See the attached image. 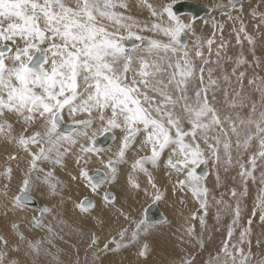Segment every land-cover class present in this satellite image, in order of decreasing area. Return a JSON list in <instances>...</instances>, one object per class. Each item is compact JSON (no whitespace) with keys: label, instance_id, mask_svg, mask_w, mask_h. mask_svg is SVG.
Returning a JSON list of instances; mask_svg holds the SVG:
<instances>
[{"label":"snow or ice","instance_id":"1","mask_svg":"<svg viewBox=\"0 0 264 264\" xmlns=\"http://www.w3.org/2000/svg\"><path fill=\"white\" fill-rule=\"evenodd\" d=\"M180 2L143 0L155 20L140 22L127 14V0H0V143L8 149L0 166V199L3 214L14 216L7 231L15 236L13 242L0 234V264H34L46 251L43 238H28L18 214L27 209L34 192L64 202L67 185L55 172L68 170L69 160L75 165L69 170L70 181H84L97 194L103 190L102 204L113 214L108 220L96 217L99 225H116L99 253L135 247L145 264L150 258L148 237L170 222L151 221L139 207L133 213L132 204L126 206L112 191L124 176L130 198L142 193L153 203L167 199L150 165L175 177L173 191L190 192L199 204L189 221H198L200 231L189 222L181 236L191 250L181 248L166 264H198L196 251L207 244L210 203L217 208V221L223 212L231 215V223L208 264H253V240L256 247H264V231L255 232L256 225L264 229V187L243 223L241 200L249 181L264 185V110L257 111L244 82L259 92L264 106V76L255 72L264 58L255 54L258 42L244 23L243 0L219 3L217 8L232 21L236 44L249 45L251 61L242 51L227 54L230 41L215 18L214 31L198 36L197 17L183 18L177 10ZM259 7L251 13L259 15L257 31L264 24ZM188 34L195 37L191 48L182 39ZM225 62H230V71ZM98 131L115 146L102 145ZM209 162L216 169L217 187L224 184L221 170L228 174L238 168L240 190L226 188L217 198L207 184L209 173L197 171ZM93 163L99 165L95 174ZM139 174L146 177L144 187ZM17 178L18 194H13ZM96 207L90 198L73 202L74 211L83 216H92ZM50 215L58 217L59 212L45 206L28 224L59 234L56 224L46 223ZM89 240L93 257L99 259L95 249L100 238L93 232ZM255 264H264V256Z\"/></svg>","mask_w":264,"mask_h":264},{"label":"rangeland","instance_id":"2","mask_svg":"<svg viewBox=\"0 0 264 264\" xmlns=\"http://www.w3.org/2000/svg\"><path fill=\"white\" fill-rule=\"evenodd\" d=\"M148 1H151V0H148ZM181 1H185V0H181ZM186 1H189V0H186ZM190 1H194V2L199 3V4H204V5H207L209 7H213V8L214 7H217V5L219 3H223L225 5H229L232 2V0H211V1H205V0H190ZM127 2H128L129 6H130L129 7V10L127 12L128 15L133 16L134 19H136L137 21H140V22H154L155 18L151 17L149 10L143 4V0H127ZM245 3H246L245 4V8L246 9L242 13V16L244 18V23L247 26V31L249 33H251L252 35H254L257 38V42L258 43H257V48H256V53H255L256 56L257 57H260V58H264V43H261V39H262V37H264V24H262L261 27H260V29H259V31H257L256 28H255V25H257L258 23H260V21H259V15L255 16V17L251 15V13L253 12V10H256L257 9V6L256 5H261L259 7V9H258V13L259 12H264V8H263L264 7V2H262V0H247ZM255 6H256V8H255ZM229 9H231V8H229ZM215 11L216 12L211 17H206L207 15L206 16L204 15V16H202V19H201V17H199L200 18V21H199V18H197V23H196L197 26H198L197 35L198 36H201L202 38L208 37L214 31V29L212 27V21H213V18H215L216 20H218V21H220V22L223 23V26H224V37L228 41H230V46L228 48V53L227 54L229 56H233V55L239 53V51L240 52L242 51L244 53V55L247 56L249 58V60L251 61L252 57H251V54H250V47L247 44V42L244 43L243 48H241V46H239V45L236 44L235 36H234V33H233V23H232V21H229L226 16H221L219 14V12L221 11L220 9L217 8V10L215 9ZM231 11H232V9H231ZM218 14H219V16H218ZM236 14H237L236 12H233V15H236ZM181 15L182 16H186V17H183V18H186V19L189 18L188 16H190V15L191 16H194L193 13L192 14H184V15L181 14ZM205 17L206 18H211V19L206 20ZM203 21H208V24L210 25L209 28H206L208 24H204ZM141 34L142 35H146V36H149V35L155 36V34L148 33V32H143ZM188 35L191 37V40H193L192 42H194L195 41V37H193L191 34H188ZM188 35H186V36H188ZM158 38H163V37H158ZM217 38H219V32H217ZM163 39H166V38H163ZM191 47H189V48H191ZM213 51H215V45L213 46ZM213 60H215V56H213ZM224 67L230 71V69H231L230 62H225L224 63ZM263 69H264V65H261V67L255 68L256 74L258 76H260V75L261 76H264V70ZM252 71L253 70L251 68L248 69L249 76L252 75ZM260 72H261V74H260ZM244 84H245V92L248 94V96L250 97L251 100H253V101L256 102L257 111L259 112L261 110H264V106H262V104H261V97H260L259 92H257L253 87H250V86L247 85V79H245ZM218 99L222 100L223 99L222 95H220V97L218 96ZM243 112L247 113L248 112V108L243 109ZM98 133H100V132L98 131L97 132V135H99ZM252 150L254 151L255 148L253 147ZM166 155H167V153H165V156ZM244 159L247 160V155H245ZM0 163L2 164V161H0ZM98 166L99 165L97 164L96 167H98ZM207 166H208V169H209L208 170V173L209 174H208V177H207V184H208L209 188L212 189L213 194L217 198H219V196H220L221 193H224L226 191V188L235 186V187H237L238 190H240V179L236 175L237 174V171H238V168H233L228 174H225L221 170V176H222V179L224 181V184H223V186L217 187L215 185V177H214V173H215L216 169L213 167V165H212L211 162H209L207 164ZM46 167H47V165H46ZM73 167H74V164L72 163L71 160H69L68 161V170L69 169H72ZM90 168L91 169L92 168H95V165L91 164L90 165ZM159 169H161V168H157L155 171H157ZM68 170H63V169L58 168L56 170V172H55V176L58 178L59 175L64 174L66 172H69ZM58 171H62V172L59 174ZM151 171H153V170H151ZM255 175L259 176V169L255 173ZM67 176H69V175H67ZM233 177H236V179L234 180ZM138 179H139V177H138ZM159 180H161V181H159ZM60 181H62V180H60ZM155 181H158L157 182V185L159 184L158 186H161L162 183H163L162 182L163 179H156ZM67 182L68 181L66 180V183ZM83 183H82V185H83ZM122 183H124V182H122ZM145 183L146 182L141 183V185L142 184H145ZM84 185H85V183H84ZM117 187L118 186H116V188L115 187L112 188V191H114L117 194V196H118L119 190H120V192H122L123 190H121L120 187H118V188ZM161 187H162V190H165L164 189V186H161ZM262 187H264V185H261L259 183V180H257V182H255V183H253L252 181H249L248 182V193L241 200V206H242V220H241V223L245 222L246 219H247V217L251 213L253 207L256 204V198H257L258 194H260ZM66 191L67 192L64 193V190H63V193L64 194L62 193V195H63L64 199H66L67 201L70 200L71 202H72L71 199H76L77 201H80V199L82 197H84V195H85V193L80 194L79 189L76 188V187H70L69 191L68 190H66ZM102 191L103 190H101L99 193H101ZM34 193L37 194V192H34ZM77 193H79V195H80L79 198H76L75 197L77 195ZM91 193H93V192L90 190L89 194H91ZM188 193L190 195L189 196V199L192 200V202H191L190 205L196 204V207L189 209V208H187L188 207L187 205L184 206V207L183 206H180L181 205L180 200H179V208L178 207L176 208L175 205H174V208L177 209V213L178 212L181 213V212L186 211V212H184L180 216V223L178 224L179 229L174 230L177 227V223L174 220L171 221L167 217V215H166L167 220L170 222V223H168V226L166 224H164L165 226L163 228H158L160 230V233L166 232V230H170L171 228L172 229L174 228L173 230L171 229V232H170L171 233V236H169V238L166 239V240L172 239L170 241H173L174 242L175 240L173 239V237L176 235L174 238H177L175 242H178V244H175V242H174V244H175L174 245V250L175 251L173 253H171V255H173L175 252L180 251L181 248H184L186 250H191V248H189V246L187 244H185V243L182 242L181 235L183 233V229L185 228V226H187V223H189V222L191 223V221H189V217L188 216H190V213L198 210L199 204H198V202L196 200H194L191 197V193L190 192H188ZM14 194H17V193L14 192ZM141 195L143 196L142 193L140 194V196ZM171 195H172V193H171ZM171 195L166 194L167 199L162 200L161 202L165 203V201L167 200V201H171L172 204H177V206H178V203H177L178 200L176 199L177 196H175L174 194H173L174 196L173 195L171 196ZM36 197H37V195H36ZM68 197H71V199H68ZM170 197H171V199H170ZM131 198H137L136 194H135V196L132 194ZM225 199L226 200L229 199L228 195H225ZM100 200H102V196L100 197ZM57 201L58 200H56V202ZM157 202H158L157 204H159V206L162 207L160 205V203H159L160 201H157ZM47 203H48V205L46 204V205H44V207L45 206H48V207H52L53 206V208H58L59 207L58 206V203H55L54 200H50L49 199V200H47ZM40 206L38 208H40ZM59 208H62V207H59ZM174 208L173 209L171 208L173 214L176 213V211H174ZM162 209H163V207H162ZM184 209H187V210H184ZM71 210L74 213H77L76 211H74L73 207L71 208ZM35 211L37 213H40L37 208H36ZM164 212H165V214H167L165 210H164ZM216 213H217L216 206H214V205H212L210 203V206H209V209H208V215L206 217V220H207V230L204 233L205 239L207 241V244H206L207 246H206L205 249H197L196 255H197V259H198V264H200V262H201V264H202V262H203V264H205V263L208 264L210 255H215L217 249L220 247V245L222 244V242L227 237V228H228V225L231 223V215L230 214H225V213L222 212L221 213V219H220V221H217L216 220ZM64 218H65V216L63 214H59V218H57V221H54L52 218H49V220L52 221L51 223L56 224V227L58 229L60 225H57V222L58 221H63ZM95 221H97V220L95 219ZM193 223H195L197 225V231H200L199 222L198 221H193ZM113 225H114V228H115L116 225L115 224H113ZM165 227H167L166 230H165ZM98 229H99V232L102 231L101 234H99V233L97 234V236L100 238V242H99L98 247L95 249V251H97V253L99 254V259H95L93 257V255H92L93 249H90V250L89 249L88 250L86 249L87 242L83 238H80L79 239V241L81 240V243H80L81 245H79L77 243L79 241L76 242L77 243L76 244V247H83L84 248V252H86L87 254H89V257H85L84 256V253H82V254L79 255V253H77L76 251L73 252V248H70V251H68V245L66 244V241H64V240L65 239H71V236L68 235V234H66V235L63 236L61 234V235H56L51 242H54L55 241V243H54L55 245H57V244L63 245V247H64L63 254L59 256L58 253H57V251H56L58 249L61 250L63 247H60L58 249L56 248L55 251H54V253H53V249H52L50 251L51 254L48 255L50 259H47V254H48L49 249L46 246L45 247V250L46 251L41 254V256L38 258V260L36 261V263L34 262V264H47V262H48V264H84V263H88V264H90V263L103 264V262L105 261V259H107L109 256H112V255L119 256V255L124 254L125 252L128 253V254H130V255L133 254V251H134V248L135 247H131L129 250H127V248H122L119 252H116V253H112V252H109V253H99V248H102L103 247V244L105 242H107L106 241V238H108L110 236L109 235L108 237H106L107 234L105 233V231H108L109 232V231H113V229H111V227H110L109 230H107V227H105L104 225L99 226ZM159 230H157L154 235L148 237V242L151 243V245H152L153 242L156 243V240H154V236L156 235L157 232H159ZM178 230H180V231L178 232ZM262 231H264V229H261L259 225H256V227H255L256 235H259ZM238 232H239V229H237L236 235H238ZM167 233H169V231H167ZM170 233H169V235H170ZM177 233L178 234L181 233V234L178 235ZM101 235H103V237H101ZM172 235H174V236H172ZM217 236H218V238H217ZM213 239H214V241H213ZM218 239H220V240H218ZM208 243L211 244V245H208ZM152 249H154V248H152ZM207 250L209 251V253H208ZM252 251L255 254L254 260H253V264H255V261L256 260H259L260 258H262V256H264V247H259V248L256 247L255 246V239H254L253 240ZM203 252H204V254H203ZM59 254H61V252H59ZM87 254H85V255H87ZM134 256H135V259L137 258V260L145 261L144 258H141V257H138L137 256V249L134 251ZM14 257L16 258V256H14ZM129 258L134 259L132 256H129ZM28 259H29V257H28ZM29 260H30V262H32V257ZM156 260H157V258L150 256V258H148L147 261L150 264H157L156 263ZM164 260H165L164 262L159 260L160 264H161V262H163L162 264H166V262L169 260V258H166ZM123 263L124 262H122V264ZM124 264H126V263H124Z\"/></svg>","mask_w":264,"mask_h":264},{"label":"crops","instance_id":"3","mask_svg":"<svg viewBox=\"0 0 264 264\" xmlns=\"http://www.w3.org/2000/svg\"><path fill=\"white\" fill-rule=\"evenodd\" d=\"M66 119H67V117H66ZM99 132H100V133H98L99 135H97L98 137L101 136V134H103L101 131H99ZM114 146H115V142L113 141V143H112V145H110V147H114ZM6 151H8V149L2 143H0V161H2L3 159H6V155H5ZM93 165H95V168H92V172H93V170H97V168H99V167H96L97 166L96 163H93ZM0 166H2L1 163H0ZM148 167L150 168V170H153L152 171L153 173L155 172L156 169H152L150 165ZM58 172L60 174L62 171H58ZM157 172L159 173V170H157ZM143 176H144L143 174H139L138 175L139 180ZM61 178H62V174L59 175V179L60 180H61ZM0 179H2V178H0ZM125 180H126V177H124V176H122L121 179H120V181H123V182H125ZM65 182L66 181H64L63 183L66 184L67 187L64 188V193L67 192L66 190L69 191V189H70L69 185H71V187L78 188L79 191H80V194L85 193V195H86L89 192V190H91V189H89L90 187L87 185V183L84 182V181L72 182L71 184H69V183L67 184ZM83 182L85 183V185H84ZM17 183H18V178H17V180L13 181V183H12V193L13 194H14V192H16V184ZM82 183H83V185L85 187L82 185ZM36 195H37L38 198L36 197ZM43 195H46V196H43ZM33 196L37 199V201H40L41 203H47V200H49V199L50 200H54L55 203H58V202H60V199H61L59 196L54 197V196H51V195H48V194H44V191H39V192H37V194L34 193ZM141 196H139L137 198H131L132 200L137 201L136 207H141L143 204H145L144 202L147 200L146 197H144V196L141 197ZM75 197L76 198H79L80 197L79 193H77V195ZM82 199H84V197H82L80 199V201ZM56 200H58V201L56 202ZM71 200H72V202L77 201L76 199H71ZM177 200H178V198H177ZM166 203L172 209L174 208V205L177 208V204H172L171 201H166ZM47 205H48V203H47ZM98 207H99V205H98ZM36 208L37 207H32L31 205H28L27 209L24 212L19 213L18 215H19V217H20V219L22 221V227H23V229L25 231V234L28 236V238L30 240L33 239V238H35V240H40L42 238L45 240L44 248L47 246L48 249H49L48 254H47V259H50L48 255L51 254L50 251L52 249H53V253H54V251H55L56 248L58 249L60 247H63V245H59V244L55 245L54 244L55 241L54 242H51V243H48V240L50 239L52 241L53 238L56 235H61V234L63 236L66 235V234H68V235L71 236V239H65L64 240V241H66V244L68 245V251H70V248H73V252L76 251L77 253H79V255L82 254V253H84V256L85 257H89V254H87L86 252H84V248L83 247H76V244L78 243L79 245H81L80 244L81 243V240L79 241V239L80 238H83L87 242L86 249L87 250L88 249L90 250V248H89V243H90L89 236H90V234L94 232L97 235L98 233L101 234V232H102V231L99 232V229H98L99 226H102V225H99L97 223V221H95V219L98 216V214H97L96 217H95V213H93L92 216H90V217L88 216L87 217V216H83L82 214L74 213L71 210V214H70V217L69 218L65 217L64 220L62 221V223L57 222V225H60L59 228H58L59 234H48L46 231L33 230L29 226V224H28V221L31 220V218L33 217V215H37L38 216L40 214V213H37L35 211ZM37 209H38L39 212L41 211L40 208H37ZM103 209H104V211L108 212L105 208H102V210ZM133 209L134 208L132 207V211H133ZM54 210L55 211H58L59 214H63L64 215V213L62 212V208H54ZM135 212L136 211H133V213H135ZM3 213H4V201L2 199H0V234H3L5 236H7L10 241H13L14 242L15 241V236L7 231L8 225H9V221H10V219L14 218V216L11 213L9 214V216H5ZM49 218H52L54 221H57V218H59V216L58 217H56L55 215H51L50 217L48 216L46 218V223H51L52 222L51 220H49ZM104 219L105 220H108V218H104ZM166 225L168 226V224H166ZM104 226L107 227V230H109V228L111 227V229H113V231H114V225L111 224V222L109 224H105ZM164 226L165 225H159L158 228H163ZM166 229H167V227H165V230ZM113 231H109V232L108 231H105V233L107 234L106 237H108L109 235H111L113 233ZM157 233H160V230ZM101 237H103V235H101ZM77 241H79V242H77ZM130 248L131 247H128L127 250H129ZM63 249H64V247L61 250H59V249L56 250L59 256L63 254ZM135 250H136V248H134V251ZM134 251H133V254L132 255H130V254H128V253L125 252L124 254L119 255V256H116V255L109 256L107 259H105V261L103 262V264H110V262H111V264H114L113 262H114V260L116 258L117 259H121L124 262H130L132 259L129 258V256H132L135 259ZM59 252H61V254H59ZM85 254H87V255H85ZM11 255L12 256H15L16 254L15 253H13V254L11 253ZM13 258H15V257H13ZM30 258L31 257H29V259ZM110 258H111V260H108ZM37 260H35V263H36ZM135 260H137V258ZM84 264H88V263H84ZM90 264H95V263H90Z\"/></svg>","mask_w":264,"mask_h":264},{"label":"bare ground","instance_id":"4","mask_svg":"<svg viewBox=\"0 0 264 264\" xmlns=\"http://www.w3.org/2000/svg\"><path fill=\"white\" fill-rule=\"evenodd\" d=\"M186 1V0H185ZM190 1V0H189ZM205 1H211V0H205ZM247 0H243V4H244V10L246 9L245 8V2H246ZM148 2H150V3H153V2H155V0H151V1H148ZM190 2H194V1H190ZM144 4V3H143ZM257 6V5H256ZM256 6H255V8H256ZM261 6V5H260ZM211 8V10H212V12H211V14H209V15H205L206 17H211L216 11H215V9L217 10V7H210ZM264 8V7H263ZM229 11H231V9H228ZM251 11V10H250ZM184 15V14H183ZM191 16V15H190ZM190 16H188V17H190ZM218 16H219V14H218ZM182 17H186V16H182ZM205 17V19L206 20H208V19H211V18H206ZM186 19V18H185ZM201 19H202V17H201ZM199 21H200V18H199ZM260 21V20H259ZM196 23H197V20H196ZM209 24L207 25V27L206 28H209ZM184 37H186V38H184L183 40H186L187 41V43H188V45H189V47H191L192 46V44H193V40H191V37L188 35V36H184ZM234 38V37H233ZM241 49V48H240ZM244 50V49H243ZM240 52V51H239ZM264 70V69H263ZM259 73V72H258ZM260 74H261V72H260ZM261 76V75H260ZM248 85V84H247ZM220 97V96H219ZM102 135V134H101ZM98 137V136H97ZM112 143H113V141L110 143V145H112ZM110 145H109V147H110ZM108 147V146H107ZM99 167V166H98ZM205 169L207 170V172H208V166L207 165H205ZM75 168V165H74V167L72 168V169H74ZM72 169H69V170H72ZM98 169V168H97ZM68 170V171H69ZM93 171H96V170H93ZM153 173V172H152ZM57 175V174H56ZM66 175V176H65ZM67 175H69V172H66V173H64V174H62V178H61V180L64 182V181H68L67 182V184L69 183V184H71L73 181H70V178H69V176H67ZM59 178V177H58ZM153 178L156 180V179H163V183H162V185L161 186H164V189L166 190V194H168V195H171V193H172V195L174 194L175 196H177L176 197V199L178 198V208H179V200H183L184 201V203L183 204H181L180 206H188L187 208H194V207H196V204H192V205H190L191 204V202H192V200H190L189 199V193H179V192H174L173 191V189H172V183H173V180L175 179V177H172V178H169V176L167 175V173L165 172V170L163 169V168H161V169H159V173L157 172V171H155L154 173H153ZM140 183H144V182H146V177L145 176H143L140 180ZM159 181H161V180H159ZM123 181H120V183H119V185H118V187H120L121 188V190H123L122 192H120V190H119V192H118V198L121 200V201H123L124 203H125V205L127 206V205H129V204H132V207L134 208L133 209V211H136L137 210V208L138 207H136V203H137V201H136V203H133V201L134 200H132L129 196H128V193L125 191V182L124 183H122ZM156 182H158V181H156ZM66 183V182H65ZM159 185V184H158ZM145 186V184H142V187H144ZM160 186V187H161ZM69 187H71V185H69ZM107 187V186H106ZM117 187V188H118ZM116 188V187H115ZM90 189V188H89ZM149 189H150V187H149ZM101 191V190H100ZM118 191V190H117ZM116 191V192H117ZM89 192H90V190H89ZM89 192L87 193V195H85L84 196V199L85 198H87V197H89V198H92V199H94V201H95V203H96V205H97V207H96V209H95V211L93 212V213H95V217L97 216V214H98V216H100V217H103V218H108V217H110V216H112L113 214L112 213H109V212H106V211H104V209L102 210V208H105L104 206H103V204H102V200H100V197L103 195V191L101 192V193H99V194H97V193H91V194H89ZM44 194H46L45 192H44ZM133 195L135 196V193H133ZM171 195V196H172ZM173 195V196H174ZM43 196H46V195H43ZM66 197V196H65ZM142 197V196H141ZM171 198V197H170ZM47 199V198H46ZM84 199H82L81 201H83ZM141 199V198H140ZM66 199H64V203H60V202H58V206L59 207H62V212L64 213V216L65 217H67V218H69L70 217V214H71V207L73 206V202H71L70 200H66ZM175 200V199H174ZM167 201V200H166ZM166 201H165V203H163V202H159L160 203V205L163 207V209L166 211V213L167 214H165V212H164V210L162 209V207H160L159 206V204H157L158 205V207L160 208V210L164 213V215H165V217H166V215H167V217L172 221V220H174L176 223H177V227L174 229V230H176V229H179V226H178V224L180 223V216L184 213V212H186V211H184V212H178L177 213V209L176 208H174V211H176V213H172V209L170 208V206H168L167 205V203H166ZM177 201V200H176ZM55 202V201H54ZM37 203H39V206H40V209H42L43 207H44V205H46L47 203H41L40 201H37ZM51 203V202H50ZM145 204H143L141 207H139L140 208V210H141V212H142V214H144V215H146V211H147V208H148V206L149 205H151L152 203H153V201L151 200V199H148L147 198V200L144 202ZM155 203H158V202H155ZM187 203V204H186ZM98 205H99V207H98ZM170 205V204H169ZM32 207H39L38 205L37 206H33V205H31ZM53 207V206H52ZM58 207V208H59ZM106 209V208H105ZM107 210V209H106ZM184 210H187V209H184ZM179 211V210H178ZM112 214V215H111ZM74 215V214H73ZM167 217H166V219H167ZM189 217V216H188ZM191 223H193V221H191ZM220 223V222H219ZM218 223V224H219ZM186 227V226H185ZM219 227V226H218ZM223 228V227H222ZM172 229V228H171ZM171 229L170 230H167V231H169V233L171 232ZM172 229V230H173ZM167 231L166 232H163V233H156V235L154 236V240H156V243L155 242H153L152 243V248H154L153 249V251H152V254H151V257H155V258H157V260H156V263L157 264H160V262H159V260L160 261H165L164 259H166V258H171L172 257V255H171V253H173L175 250H174V245L175 244H178V242H175L176 241V239L177 238H174L175 236L174 235H172V236H174L173 237V239L175 240L174 242H175V244H174V242L173 241H170V240H172V239H170V240H166V239H168L169 238V236H171V233H170V235H169V233H167ZM180 230H178V232H179ZM220 231V230H219ZM175 232V231H174ZM178 234V233H177ZM181 234V233H180ZM180 234H178V235H180ZM212 235V234H211ZM217 235V234H216ZM182 236V235H181ZM214 236V235H213ZM214 238V237H213ZM217 238H218V236H217ZM216 239V238H215ZM165 240V241H164ZM218 240H220V239H218ZM213 241H214V239H213ZM217 241V240H216ZM222 242V241H221ZM208 245H211V244H209L208 243ZM214 245V244H213ZM219 245V244H218ZM207 246V245H206ZM167 247V248H166ZM210 247V246H209ZM217 248V247H216ZM208 251V250H207ZM207 253V252H206ZM208 253H209V251H208ZM211 253V252H210ZM203 254H204V252H203ZM16 256V255H15ZM208 256V255H207ZM14 257V256H13ZM153 259V258H152ZM159 259V260H158ZM108 260H111V258L110 259H108ZM206 260V259H205ZM204 261V260H203ZM122 262H124V261H122L121 259H115L114 260V264H122ZM163 262H161V264L163 263ZM124 263H126V264H145V261H140V260H135V259H132L130 262H124ZM47 264H48V262H47ZM110 264H111V262H110ZM146 264H150L148 261H146ZM200 264H201V262H200ZM202 264H203V262H202ZM206 264V263H205Z\"/></svg>","mask_w":264,"mask_h":264},{"label":"water","instance_id":"5","mask_svg":"<svg viewBox=\"0 0 264 264\" xmlns=\"http://www.w3.org/2000/svg\"><path fill=\"white\" fill-rule=\"evenodd\" d=\"M177 10L180 12V14H192L199 18L204 15H208L211 13V8L207 5L204 4H199L196 2H190V1H181L179 4H177ZM185 37H182L184 39ZM97 140L104 146H109L112 140L110 138L105 139V135L102 134L101 136L97 137ZM205 165H201L197 171L199 174H203L205 171ZM95 174V171L92 172ZM89 198V197H87ZM91 200L94 201V199L90 198ZM29 205L33 206H39V203H37V199L33 196V199L29 203ZM146 216L154 222H159L162 219H166L164 213L160 210L158 207L157 203H152L151 205L148 206L147 211H146Z\"/></svg>","mask_w":264,"mask_h":264},{"label":"flooded vegetation","instance_id":"6","mask_svg":"<svg viewBox=\"0 0 264 264\" xmlns=\"http://www.w3.org/2000/svg\"><path fill=\"white\" fill-rule=\"evenodd\" d=\"M186 38V37H185Z\"/></svg>","mask_w":264,"mask_h":264}]
</instances>
